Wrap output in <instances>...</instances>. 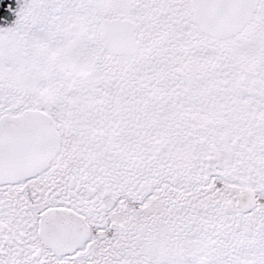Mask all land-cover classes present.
<instances>
[{
    "label": "snow or ice",
    "instance_id": "snow-or-ice-1",
    "mask_svg": "<svg viewBox=\"0 0 264 264\" xmlns=\"http://www.w3.org/2000/svg\"><path fill=\"white\" fill-rule=\"evenodd\" d=\"M0 264H264V0H0Z\"/></svg>",
    "mask_w": 264,
    "mask_h": 264
}]
</instances>
